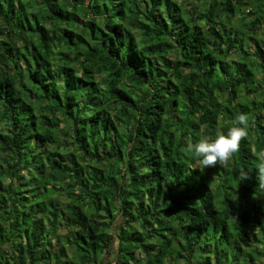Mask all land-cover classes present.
<instances>
[{"label": "trees", "instance_id": "16d2710c", "mask_svg": "<svg viewBox=\"0 0 264 264\" xmlns=\"http://www.w3.org/2000/svg\"><path fill=\"white\" fill-rule=\"evenodd\" d=\"M262 150L264 0H0V264H264Z\"/></svg>", "mask_w": 264, "mask_h": 264}, {"label": "clouds", "instance_id": "9594fccd", "mask_svg": "<svg viewBox=\"0 0 264 264\" xmlns=\"http://www.w3.org/2000/svg\"><path fill=\"white\" fill-rule=\"evenodd\" d=\"M248 117L244 113L234 116L233 125L226 132L217 131L213 136L198 138L194 143L187 144L189 153H194V159L198 162L197 167L201 170L217 163L225 164L240 148V142L247 137ZM257 159L258 190H264V150L260 151ZM248 178L246 173L243 180Z\"/></svg>", "mask_w": 264, "mask_h": 264}, {"label": "rangeland", "instance_id": "374dc122", "mask_svg": "<svg viewBox=\"0 0 264 264\" xmlns=\"http://www.w3.org/2000/svg\"><path fill=\"white\" fill-rule=\"evenodd\" d=\"M59 200H60V202L64 201V199H62L61 197H59Z\"/></svg>", "mask_w": 264, "mask_h": 264}]
</instances>
